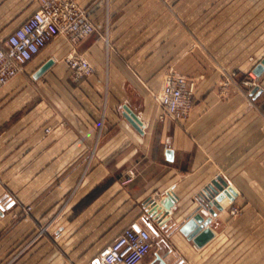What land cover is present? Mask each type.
Instances as JSON below:
<instances>
[{
	"label": "crops",
	"instance_id": "0c3cea01",
	"mask_svg": "<svg viewBox=\"0 0 264 264\" xmlns=\"http://www.w3.org/2000/svg\"><path fill=\"white\" fill-rule=\"evenodd\" d=\"M74 1L96 31L74 49L57 37L0 89V264H93L156 210L138 264H264V72L259 94L242 85L264 58V0ZM36 6L0 0V41ZM72 53L90 74L69 69ZM169 69L195 79L179 122L151 96ZM217 177L234 195L211 207L213 237L198 247L179 225L210 216L200 196ZM167 193L172 206L160 209Z\"/></svg>",
	"mask_w": 264,
	"mask_h": 264
},
{
	"label": "built area",
	"instance_id": "2783aa9c",
	"mask_svg": "<svg viewBox=\"0 0 264 264\" xmlns=\"http://www.w3.org/2000/svg\"><path fill=\"white\" fill-rule=\"evenodd\" d=\"M97 27L86 9L74 0H37L35 10L0 41V89L23 72L26 64L39 55L49 42L63 36L74 49ZM66 63L76 76L92 72L88 61L75 53L66 58ZM242 85L259 88L258 76L251 72ZM194 90L193 77L169 69L162 76L160 89L151 95L160 108L162 118L179 122L189 115ZM149 201L156 204L154 199ZM159 211L156 210L152 220L143 226L130 225L122 229L98 254L99 264L140 263L154 246L153 239L157 234L154 227L162 220ZM231 214L238 215L239 210L234 208Z\"/></svg>",
	"mask_w": 264,
	"mask_h": 264
},
{
	"label": "water",
	"instance_id": "95a60500",
	"mask_svg": "<svg viewBox=\"0 0 264 264\" xmlns=\"http://www.w3.org/2000/svg\"><path fill=\"white\" fill-rule=\"evenodd\" d=\"M53 63V59L47 60L36 70L33 77L38 78L39 76H41L53 65ZM263 72L264 58L253 70V73L258 77ZM260 92L261 90L256 87L251 91V94L256 95ZM122 115L138 132H142L141 128L143 124L141 120L127 105L122 106ZM165 155L168 160H171L173 157V151L171 149H166ZM233 195V189L228 186V184L220 177L212 180L211 183L206 186V188L203 190L202 195L200 196V205L208 211L210 216H208L207 218H203V216H201L200 214H193L192 216L187 218L186 221L179 225L180 232L186 235L188 239L193 240L196 246H203L213 237V232L208 226L211 222V216L215 215V211L211 207H214L217 210H221V206L218 204L219 201H221L225 196H227L228 198H232ZM172 199L173 196L170 193H167L160 201L161 208L169 210L172 206ZM93 264H99V260L96 259Z\"/></svg>",
	"mask_w": 264,
	"mask_h": 264
},
{
	"label": "rangeland",
	"instance_id": "374dc122",
	"mask_svg": "<svg viewBox=\"0 0 264 264\" xmlns=\"http://www.w3.org/2000/svg\"><path fill=\"white\" fill-rule=\"evenodd\" d=\"M171 70H172V69H171ZM160 86H161V85H160ZM159 89H160V87H159ZM159 89H158V90H159ZM158 90H157V91H158ZM153 92H156V91H153ZM151 93H152V92H151ZM151 96H152V95H151ZM23 214H24L25 216H27V215L29 214V210H26L25 212H23Z\"/></svg>",
	"mask_w": 264,
	"mask_h": 264
}]
</instances>
